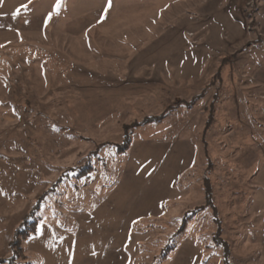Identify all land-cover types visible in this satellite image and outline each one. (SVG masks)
Listing matches in <instances>:
<instances>
[{"label":"rangeland","instance_id":"374dc122","mask_svg":"<svg viewBox=\"0 0 264 264\" xmlns=\"http://www.w3.org/2000/svg\"><path fill=\"white\" fill-rule=\"evenodd\" d=\"M56 2L0 0V264H264V0Z\"/></svg>","mask_w":264,"mask_h":264},{"label":"trees","instance_id":"16d2710c","mask_svg":"<svg viewBox=\"0 0 264 264\" xmlns=\"http://www.w3.org/2000/svg\"><path fill=\"white\" fill-rule=\"evenodd\" d=\"M205 193H206V200L207 201L210 200V191H209V189H206ZM26 221H28V219ZM31 231H33V230H30L29 232H31ZM17 232H20V227L17 229V231H16V233L14 235L15 238H14L12 244H11V255L8 258V260L11 261V264H15V260L20 257V248L21 247H20V243L19 242L22 239V237L19 236L21 233L19 234ZM27 235H28V233H27Z\"/></svg>","mask_w":264,"mask_h":264},{"label":"snow or ice","instance_id":"6c2138e0","mask_svg":"<svg viewBox=\"0 0 264 264\" xmlns=\"http://www.w3.org/2000/svg\"><path fill=\"white\" fill-rule=\"evenodd\" d=\"M59 3H60V0H57L55 7H57V8H58V7H59ZM21 7H24V8H26V7H27V5H22ZM19 11H20V9H17L15 14H18V13H19ZM50 16H51V14H49V19H50Z\"/></svg>","mask_w":264,"mask_h":264}]
</instances>
